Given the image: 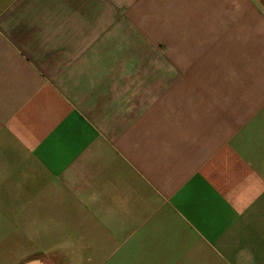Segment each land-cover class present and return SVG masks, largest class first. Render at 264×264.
I'll return each instance as SVG.
<instances>
[{
	"label": "crops",
	"instance_id": "crops-1",
	"mask_svg": "<svg viewBox=\"0 0 264 264\" xmlns=\"http://www.w3.org/2000/svg\"><path fill=\"white\" fill-rule=\"evenodd\" d=\"M116 1L0 0V264H264V14L202 0L236 68L143 84Z\"/></svg>",
	"mask_w": 264,
	"mask_h": 264
},
{
	"label": "rangeland",
	"instance_id": "rangeland-1",
	"mask_svg": "<svg viewBox=\"0 0 264 264\" xmlns=\"http://www.w3.org/2000/svg\"><path fill=\"white\" fill-rule=\"evenodd\" d=\"M207 1L210 3L211 0ZM116 2L122 7L112 10L111 30L120 24L111 36L112 70H142L143 84H199L203 80H214L204 76L207 70L236 68L232 62L238 55L233 51L241 45L237 37L245 40L242 32L246 28L215 25L200 5L202 0ZM251 3L264 14L260 0H233L219 5L226 13L231 10L234 14L244 4ZM238 50L241 49L238 47Z\"/></svg>",
	"mask_w": 264,
	"mask_h": 264
},
{
	"label": "water",
	"instance_id": "water-1",
	"mask_svg": "<svg viewBox=\"0 0 264 264\" xmlns=\"http://www.w3.org/2000/svg\"><path fill=\"white\" fill-rule=\"evenodd\" d=\"M260 4H261V6H262V8L264 10V0H260Z\"/></svg>",
	"mask_w": 264,
	"mask_h": 264
}]
</instances>
